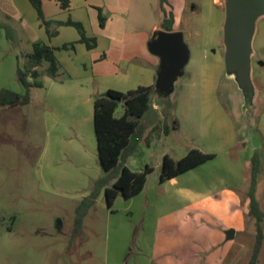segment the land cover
<instances>
[{
	"label": "rangeland",
	"instance_id": "1",
	"mask_svg": "<svg viewBox=\"0 0 264 264\" xmlns=\"http://www.w3.org/2000/svg\"><path fill=\"white\" fill-rule=\"evenodd\" d=\"M88 1L103 5L107 20L117 18L118 14L108 8L105 0ZM43 3L47 15L66 10L53 0ZM139 3L140 0H133L127 19L118 26L122 31L128 29L130 36L125 45H113L117 52L128 54L141 43L142 37L143 48L149 51L153 33L138 35L141 28L150 24L149 19L139 18L143 11ZM12 21L14 24L7 25L14 31L13 39L7 37L5 28H0V88L22 92L14 65L17 59L23 64L26 54L32 51L31 28L19 17ZM263 22L264 16L257 21L255 36L264 38ZM91 25L99 34H111V27L103 30L99 21ZM215 27L214 22L203 20L202 13H187L178 25L190 49L189 62L171 94L151 93L152 102L159 106L143 118L144 137L127 162L136 171L148 164L153 172L140 194L131 199L119 195L111 208L104 189H96L97 180L104 175L99 159L74 167L60 157L56 144L50 143L55 139L50 140L52 130L43 115L51 112L47 101H56L59 93L51 88L53 79L49 75L40 76L46 87L31 89V105L0 107V264H248L255 243L256 218L249 214L252 170L249 164L245 172L243 164L254 149L260 150L262 161L255 196L264 211V108L259 107L261 100L257 99L258 106L255 104L244 113L242 93L225 76V68H217L212 62L214 49L225 54L224 26H220L223 34L214 36ZM263 53L264 46L254 39L252 78L257 85L258 73H264L260 64L264 57L259 56ZM108 54L112 56L113 52ZM48 65L43 62L38 70L44 72ZM122 113L120 104L115 116ZM164 123L169 125L168 133L153 131L156 125ZM243 143L245 149L240 147ZM193 148L215 153L216 157L182 175L181 182L186 181L191 187L238 185L242 196L237 208L242 214L241 222L238 216L227 219L224 227L207 216L194 218V223L188 225L183 220L178 236L184 239L190 235L188 228L192 226L195 238L188 258L183 240L179 242L183 246L178 244L175 250L162 252L159 260H135L141 258L136 232L143 215L157 213L159 201L165 207L163 197L167 192L159 184L164 156L178 160ZM229 211L225 208L226 213ZM80 212L86 214L82 231L73 238L74 222ZM150 225H146L149 230ZM262 225L264 229V221ZM216 231L219 239L214 237ZM207 239L211 240L209 246ZM144 241L150 243L148 237ZM169 243L173 247L172 241ZM259 264H264V242Z\"/></svg>",
	"mask_w": 264,
	"mask_h": 264
},
{
	"label": "crops",
	"instance_id": "2",
	"mask_svg": "<svg viewBox=\"0 0 264 264\" xmlns=\"http://www.w3.org/2000/svg\"><path fill=\"white\" fill-rule=\"evenodd\" d=\"M53 1L57 3L55 0ZM105 2L108 8H112L118 14L117 18L108 19L102 28L107 30L111 27V34H99V32L92 30L91 22L96 25V22L99 21L97 8L103 6L100 3H91L88 0H76V2L71 0L69 9L59 11L53 15H47L44 12L47 19L59 21L72 19L81 22L87 35L94 36L97 39L96 47L88 49L85 43L80 42V34L77 29L71 25L59 26L58 33L53 37H49L45 28L41 25L37 11L30 0H0V23L11 25L14 24L12 19L19 17L20 21L29 30L31 28L32 43L42 41L52 47L60 48L64 44L75 42L74 48L56 50L61 69L58 76L51 77L53 81L50 85L51 88H56L59 96L56 101H47V106L52 107L51 112L48 116L43 115L45 120L48 119L47 127L52 130L50 140L51 138L55 139V141L51 140L50 143L54 142L60 157L68 160L74 167L81 166L82 162L87 163L98 159L94 129V97L109 89L125 93L140 86H153L159 64V59L143 48V37L141 43L130 50L128 54L115 51L113 45L117 42L125 45L128 36H130L126 33L128 29L122 31L118 26L127 19L133 0H105ZM141 5L143 11H141L142 14L139 18L149 19L150 24L147 28H141L142 30L138 35H144L145 33L152 35L155 30H179L178 25L182 23L187 13L191 16L194 14L201 15L202 13L203 20L206 22L212 21L216 24L214 36L215 34H223L221 27L224 26L226 18L225 0H140L139 8H141ZM146 7H148L147 10H145ZM148 13L149 15H146ZM171 17L173 21H167V26L164 27L163 21ZM261 26H264V22ZM0 33L2 34V32ZM255 35L254 39L259 42V46H264L262 35ZM98 51L103 52V54H96ZM109 51L113 52L112 56L116 54L117 58H111L112 56L108 54ZM206 51L208 52V49ZM212 54L214 57L212 62L217 65V68L222 67L224 69V54H220L216 49L213 50ZM259 56L264 57V53L259 54ZM204 57H206V54H204ZM17 65L18 59L14 65L16 72ZM261 66L264 67V65ZM258 77L259 84L255 83V104H257V99L261 100L259 107L261 106L262 109L264 108V73L259 72ZM43 87H46V83ZM31 103L32 99L27 106ZM158 106V103H155L152 108L156 109ZM240 147L245 149V144L243 143V146ZM252 154L245 157L243 164L245 172L249 164L252 170ZM205 163L159 183L162 185V189L167 192L166 197H163L166 202L165 207H161L162 204L159 201L160 205L156 204L159 210L157 213L143 215L141 225L138 226L136 232L139 233L138 250L141 258L135 260H159L162 252L175 250L178 244L183 246V243H179L183 240L185 242V254L188 258V249L193 247L195 238L193 237L192 226H189V228L187 226L190 235H186L184 239L178 236L177 230L183 220L188 225L189 222L194 223V218L207 216L208 219H214L224 227L227 219L230 217L235 219L238 216L241 222L242 214L238 213L237 208L240 206L242 196L238 185L222 188H212L210 186L191 187L185 184L186 181L181 182L182 175L199 168ZM225 208L230 210L229 213L225 212ZM153 216L155 219L152 218ZM151 218L153 220H150ZM148 223L151 224V230L147 229L148 226L146 227ZM217 233L218 231L215 232L214 237L219 239ZM146 236L150 243L144 241V239H147ZM72 237H75L73 231ZM170 241H172L173 247L170 245ZM210 243L211 240L206 246H209ZM221 256L220 254L219 257L221 258ZM126 259L130 260L128 257Z\"/></svg>",
	"mask_w": 264,
	"mask_h": 264
},
{
	"label": "trees",
	"instance_id": "3",
	"mask_svg": "<svg viewBox=\"0 0 264 264\" xmlns=\"http://www.w3.org/2000/svg\"><path fill=\"white\" fill-rule=\"evenodd\" d=\"M37 11L41 25L45 28L49 37L58 33L61 25H71L80 34V42L85 43L88 49H93L97 45L96 37L88 36L84 25L81 22L69 19L67 21L47 19L44 14L43 0H30ZM62 9L71 7V0H55ZM98 17L101 27H104L106 16L102 7H98ZM173 21L172 17L163 21ZM5 28L7 37L13 39L14 31L7 24H1L0 28ZM169 29V28H168ZM75 42L64 44L60 48H74ZM60 48L52 47L42 41L33 43L32 51L27 53L23 64L18 62L17 79L23 87L22 92H17L8 88H0V106L27 105L31 102V89L43 87L44 82L41 75L47 74L55 78L61 69L56 50ZM43 62H48V67L44 72L38 70ZM38 74H40L38 76ZM153 86H140L128 92H119L109 89L94 97V129L97 140V153L99 163L104 175L97 180L96 189L105 191V198L109 208L119 195L125 199H130L143 191L146 186L148 176L153 168L146 164L141 170L131 169L127 162L129 157L137 147V143L144 137L143 118L153 109L151 93ZM122 104L123 113L115 116L119 105ZM166 120V119H165ZM164 130L168 133L170 128L167 123L156 125L153 131ZM150 136V135H149ZM148 136V137H149ZM146 140H148L146 138ZM261 152L255 150L252 155L251 185L248 191L250 199L249 214L256 218V237L252 254L248 264H258L260 253L264 242V211L261 209L259 201L255 196L257 175L261 165ZM216 157L215 153L205 152L193 148L182 158L175 160L166 154L163 158L159 183L176 177L202 163ZM112 183V186H108ZM85 212H80L74 222L73 236H76L83 227Z\"/></svg>",
	"mask_w": 264,
	"mask_h": 264
},
{
	"label": "water",
	"instance_id": "4",
	"mask_svg": "<svg viewBox=\"0 0 264 264\" xmlns=\"http://www.w3.org/2000/svg\"><path fill=\"white\" fill-rule=\"evenodd\" d=\"M224 23L225 76L233 81L243 96V111L255 106L256 87L252 78L253 39L256 24L264 16V0H225ZM148 49L159 59L154 96L171 94L190 59V49L182 31L155 30ZM264 65V62H260ZM152 102V99H151ZM158 102H152V106Z\"/></svg>",
	"mask_w": 264,
	"mask_h": 264
}]
</instances>
